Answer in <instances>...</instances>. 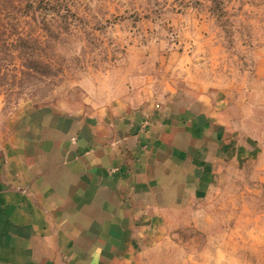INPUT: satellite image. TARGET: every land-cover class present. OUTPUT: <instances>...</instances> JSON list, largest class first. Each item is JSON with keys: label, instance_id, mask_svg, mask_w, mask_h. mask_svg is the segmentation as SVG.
Segmentation results:
<instances>
[{"label": "rangeland", "instance_id": "374dc122", "mask_svg": "<svg viewBox=\"0 0 264 264\" xmlns=\"http://www.w3.org/2000/svg\"><path fill=\"white\" fill-rule=\"evenodd\" d=\"M175 86L208 98L228 142L262 146L177 189L175 209L138 226L135 264H264V0H0L2 124L23 108L95 114L128 90L166 101Z\"/></svg>", "mask_w": 264, "mask_h": 264}, {"label": "crops", "instance_id": "0c3cea01", "mask_svg": "<svg viewBox=\"0 0 264 264\" xmlns=\"http://www.w3.org/2000/svg\"><path fill=\"white\" fill-rule=\"evenodd\" d=\"M168 89L166 101L128 90L95 114L23 108L0 122V264H135L138 226L175 209L177 189L211 184L229 149L262 146L228 142L207 97Z\"/></svg>", "mask_w": 264, "mask_h": 264}]
</instances>
